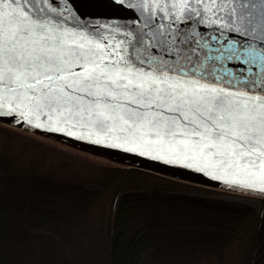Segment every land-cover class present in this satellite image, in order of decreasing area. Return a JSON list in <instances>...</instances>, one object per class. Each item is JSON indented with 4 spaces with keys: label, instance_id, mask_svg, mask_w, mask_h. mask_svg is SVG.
I'll return each mask as SVG.
<instances>
[{
    "label": "snow or ice",
    "instance_id": "obj_1",
    "mask_svg": "<svg viewBox=\"0 0 264 264\" xmlns=\"http://www.w3.org/2000/svg\"><path fill=\"white\" fill-rule=\"evenodd\" d=\"M0 122L264 195V0H0Z\"/></svg>",
    "mask_w": 264,
    "mask_h": 264
},
{
    "label": "trees",
    "instance_id": "obj_2",
    "mask_svg": "<svg viewBox=\"0 0 264 264\" xmlns=\"http://www.w3.org/2000/svg\"><path fill=\"white\" fill-rule=\"evenodd\" d=\"M221 193L0 124V264H264V199Z\"/></svg>",
    "mask_w": 264,
    "mask_h": 264
},
{
    "label": "water",
    "instance_id": "obj_3",
    "mask_svg": "<svg viewBox=\"0 0 264 264\" xmlns=\"http://www.w3.org/2000/svg\"><path fill=\"white\" fill-rule=\"evenodd\" d=\"M85 11L91 12V11H97V9L88 8V9H85ZM115 12H116V15L120 17H124L127 15L125 9L115 10ZM0 124L10 127V128L36 134L40 137H44L54 142H58L72 149L82 151L85 153H89L96 158H104L107 160H111L117 163L119 166L124 167V168L142 170V171L153 173L159 176L177 180L180 182H185L188 184L205 187L209 189L219 190L222 192L224 191V192H230V193H234L238 195L264 199V195H261L258 192L230 188V187L225 186L222 183H218L217 181L208 178L205 175L191 172L182 167L169 166L164 163L155 161L153 159L144 158L142 156L135 155V154L123 151V150L113 149L111 147H105V146H100L94 143L81 141L79 139L70 138L66 135L55 133V132H45L39 129H35V130L27 129L25 127H20L19 125H14V124H9V123H4V122H0ZM96 151H99L101 153L99 152L96 153Z\"/></svg>",
    "mask_w": 264,
    "mask_h": 264
},
{
    "label": "rangeland",
    "instance_id": "obj_4",
    "mask_svg": "<svg viewBox=\"0 0 264 264\" xmlns=\"http://www.w3.org/2000/svg\"><path fill=\"white\" fill-rule=\"evenodd\" d=\"M78 159H77V162L80 161V159L82 160H85L84 162H87L88 159H85V157L81 156V155H77ZM89 164V163H87ZM79 165V164H78ZM76 165V167L78 166ZM90 168V164H89V167ZM90 172H92V170L90 169ZM92 177V175H90ZM219 197L223 198V199H226V200H231V201H242V202H246V203H250L252 205H255V202L248 198V197H244L243 195H238V194H234V193H230V192H222ZM241 241H246L244 239H242Z\"/></svg>",
    "mask_w": 264,
    "mask_h": 264
},
{
    "label": "bare ground",
    "instance_id": "obj_5",
    "mask_svg": "<svg viewBox=\"0 0 264 264\" xmlns=\"http://www.w3.org/2000/svg\"><path fill=\"white\" fill-rule=\"evenodd\" d=\"M97 152H99V151H96V153H97ZM99 153H101V152H99Z\"/></svg>",
    "mask_w": 264,
    "mask_h": 264
}]
</instances>
